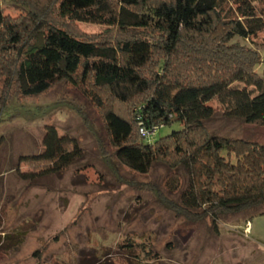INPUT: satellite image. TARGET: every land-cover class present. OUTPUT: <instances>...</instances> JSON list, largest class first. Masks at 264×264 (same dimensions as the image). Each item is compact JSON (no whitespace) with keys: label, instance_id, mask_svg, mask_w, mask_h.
<instances>
[{"label":"trees","instance_id":"16d2710c","mask_svg":"<svg viewBox=\"0 0 264 264\" xmlns=\"http://www.w3.org/2000/svg\"><path fill=\"white\" fill-rule=\"evenodd\" d=\"M13 2L20 16L0 9V121L11 100L69 82L102 111L109 144L124 165L146 173L163 161L176 185L183 177L172 206L191 222L209 218L217 229L223 216L245 213L247 224L254 211L264 214V145L206 126L216 113L213 102L227 118L264 125L261 58L240 42L264 31V0ZM75 22L105 25L125 38L87 40L71 30ZM175 121L179 129L154 139L157 128ZM42 145L39 153L18 156V163L39 169L20 171L21 178L34 181L81 157L77 142L53 125L45 127ZM124 246L131 250L132 241Z\"/></svg>","mask_w":264,"mask_h":264},{"label":"rangeland","instance_id":"374dc122","mask_svg":"<svg viewBox=\"0 0 264 264\" xmlns=\"http://www.w3.org/2000/svg\"><path fill=\"white\" fill-rule=\"evenodd\" d=\"M19 6L0 0L12 17L23 12ZM69 27L100 43L125 38L100 24ZM240 42L258 51L261 73L264 31ZM213 106L210 132L264 145V125L227 118ZM48 125L75 140L81 157L59 172L23 179L20 171L39 169L18 163V156L42 151ZM180 127L172 122L153 137ZM172 172L163 161L146 173L124 165L109 144L102 111L74 84L61 81L38 96L11 100L0 121V264H264V214L252 211L247 224L245 213L223 216L217 229L209 218L191 222L172 206L183 186V177L176 185ZM128 240L131 250L124 246ZM144 249L155 257L146 259Z\"/></svg>","mask_w":264,"mask_h":264},{"label":"crops","instance_id":"0c3cea01","mask_svg":"<svg viewBox=\"0 0 264 264\" xmlns=\"http://www.w3.org/2000/svg\"><path fill=\"white\" fill-rule=\"evenodd\" d=\"M246 229H249L248 227Z\"/></svg>","mask_w":264,"mask_h":264},{"label":"built area","instance_id":"2783aa9c","mask_svg":"<svg viewBox=\"0 0 264 264\" xmlns=\"http://www.w3.org/2000/svg\"><path fill=\"white\" fill-rule=\"evenodd\" d=\"M149 134V133H148Z\"/></svg>","mask_w":264,"mask_h":264}]
</instances>
